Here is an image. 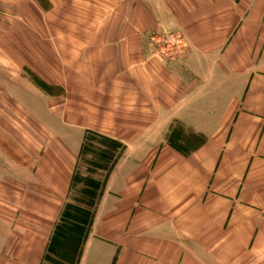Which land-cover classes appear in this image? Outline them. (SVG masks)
Wrapping results in <instances>:
<instances>
[{"label":"crops","instance_id":"0c3cea01","mask_svg":"<svg viewBox=\"0 0 264 264\" xmlns=\"http://www.w3.org/2000/svg\"><path fill=\"white\" fill-rule=\"evenodd\" d=\"M87 131L122 149L75 264H264V0H0V264H42Z\"/></svg>","mask_w":264,"mask_h":264},{"label":"trees","instance_id":"16d2710c","mask_svg":"<svg viewBox=\"0 0 264 264\" xmlns=\"http://www.w3.org/2000/svg\"><path fill=\"white\" fill-rule=\"evenodd\" d=\"M122 146L120 143L91 131L84 134L79 160L88 165L86 175L77 172L72 179V195L64 205L59 221L49 238L42 264H75L81 242L99 197L101 180L92 177L97 170L109 172ZM90 156L91 159L87 158ZM77 182L84 184L76 189Z\"/></svg>","mask_w":264,"mask_h":264},{"label":"built area","instance_id":"2783aa9c","mask_svg":"<svg viewBox=\"0 0 264 264\" xmlns=\"http://www.w3.org/2000/svg\"><path fill=\"white\" fill-rule=\"evenodd\" d=\"M153 56L161 62L182 59L187 43L176 31L157 30L149 35Z\"/></svg>","mask_w":264,"mask_h":264},{"label":"rangeland","instance_id":"374dc122","mask_svg":"<svg viewBox=\"0 0 264 264\" xmlns=\"http://www.w3.org/2000/svg\"><path fill=\"white\" fill-rule=\"evenodd\" d=\"M82 167H85V168H87L88 167V165H83ZM85 171V170H84Z\"/></svg>","mask_w":264,"mask_h":264}]
</instances>
